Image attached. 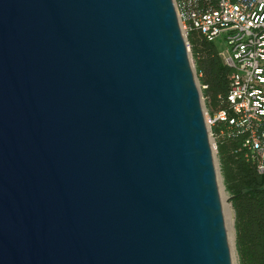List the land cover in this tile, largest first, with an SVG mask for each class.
<instances>
[{
    "label": "water",
    "instance_id": "obj_1",
    "mask_svg": "<svg viewBox=\"0 0 264 264\" xmlns=\"http://www.w3.org/2000/svg\"><path fill=\"white\" fill-rule=\"evenodd\" d=\"M0 264H232L173 0H0Z\"/></svg>",
    "mask_w": 264,
    "mask_h": 264
},
{
    "label": "built area",
    "instance_id": "obj_2",
    "mask_svg": "<svg viewBox=\"0 0 264 264\" xmlns=\"http://www.w3.org/2000/svg\"><path fill=\"white\" fill-rule=\"evenodd\" d=\"M173 2L182 33L187 37L196 30L214 43L219 38L223 47L218 49V55L231 69L227 108L204 112L215 153L212 127L225 121L247 133L243 142L246 157L264 175V0ZM199 85L201 89L206 87L200 82Z\"/></svg>",
    "mask_w": 264,
    "mask_h": 264
},
{
    "label": "trees",
    "instance_id": "obj_3",
    "mask_svg": "<svg viewBox=\"0 0 264 264\" xmlns=\"http://www.w3.org/2000/svg\"><path fill=\"white\" fill-rule=\"evenodd\" d=\"M215 0H213L214 2ZM195 71L210 112L227 108L229 74L217 45L196 30L187 35ZM222 131V134H220ZM223 185L234 212L235 249L239 264H264V175L246 157L247 133L225 121L212 127Z\"/></svg>",
    "mask_w": 264,
    "mask_h": 264
},
{
    "label": "rangeland",
    "instance_id": "obj_4",
    "mask_svg": "<svg viewBox=\"0 0 264 264\" xmlns=\"http://www.w3.org/2000/svg\"><path fill=\"white\" fill-rule=\"evenodd\" d=\"M183 37H184V40L186 42V47L188 48V55H189V58H190V63L192 65V69L194 70L195 80H196V83H197V86H198V90L200 92V101H201V104H202V109H203V112H205V109H207V106H206V103H205V100H204V97H203V94H202V89H201V87L199 85L198 75H197V73L195 71L194 60H193V57L191 55V48L189 46V43H187V38H186V36L184 34H183ZM215 43H216L218 49H221L223 47V42L219 38H217L215 40ZM207 129H208L210 144H211V147H212L214 163H215V166H216V178H217V182H218V188H219V191H220V197H221L222 205H223V208H224V217H225V222H226V228L228 230V240H229V243H230V250H231V255H232V264H239L238 257H237V252H236V249H235V228H234L233 209L231 208L230 203L227 202L229 195H228V193L225 190L224 185H223V180H222V176L220 174V169H219L218 157H217V154L215 153V150H214V142H213V140H212V138L210 136V128L207 126Z\"/></svg>",
    "mask_w": 264,
    "mask_h": 264
},
{
    "label": "crops",
    "instance_id": "obj_5",
    "mask_svg": "<svg viewBox=\"0 0 264 264\" xmlns=\"http://www.w3.org/2000/svg\"><path fill=\"white\" fill-rule=\"evenodd\" d=\"M229 195V194H228Z\"/></svg>",
    "mask_w": 264,
    "mask_h": 264
}]
</instances>
